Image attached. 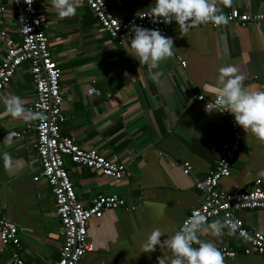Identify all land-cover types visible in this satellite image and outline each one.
I'll return each instance as SVG.
<instances>
[{"label":"crops","instance_id":"obj_1","mask_svg":"<svg viewBox=\"0 0 264 264\" xmlns=\"http://www.w3.org/2000/svg\"><path fill=\"white\" fill-rule=\"evenodd\" d=\"M104 1L121 20L149 12L155 3ZM34 6L44 16L49 50L60 69L66 117L60 134L83 149L127 166L124 177L115 181L64 160L77 201L86 206L94 196L114 195L138 206L132 212L106 211L100 219L88 221L86 238L91 251L80 264H157L159 248L141 253V242L156 227L166 235L174 233L185 214L199 205L201 196L193 181L213 168L218 146L228 138L222 117L206 112L200 103L191 105L190 100L196 95L212 98L202 87L215 83L218 69L226 65L237 67L250 90L264 91V24L169 32L165 37L173 39L174 55L150 69L132 56L130 41L122 46L110 41L84 5L75 16L66 18L52 10L51 0H34ZM231 6L240 12L264 13V0H218L219 12ZM1 7L0 31L16 42L8 0H0ZM9 95L21 97L25 107L32 100L28 63L15 71L8 88L0 92V113L4 111L2 100ZM24 125V120L11 116L0 119V219L16 226L24 262L49 264L56 260L61 242L59 224L48 186L43 180L32 181L40 167L32 135L20 133ZM240 131L242 139L230 175L218 185L224 192L248 189L255 181L264 189V177L258 175L264 169V142L241 127ZM10 132L19 137L8 143ZM5 152L14 159L12 169L4 167ZM183 163L191 168L188 176L181 173ZM236 216L247 230L264 236V210L241 211ZM223 231L220 237L202 234L201 239L237 250L239 239ZM9 249L0 243V264H11ZM225 264H264V258L238 255Z\"/></svg>","mask_w":264,"mask_h":264},{"label":"built area","instance_id":"obj_2","mask_svg":"<svg viewBox=\"0 0 264 264\" xmlns=\"http://www.w3.org/2000/svg\"><path fill=\"white\" fill-rule=\"evenodd\" d=\"M8 3L16 25L18 41L6 39L4 31H0V42L4 46L3 54L0 53V92L8 88L15 71L23 63H28L33 98L26 108L43 112L45 119L25 122L20 133H30L33 137L40 172L32 181L43 180L48 186L54 203V215L59 224L61 242L56 247V260L49 264H80L83 256L91 251V244L86 238L87 222L91 219H100L106 211L132 212L138 206L128 204L123 198L114 195L94 196L88 205L83 206L76 199L72 182L64 167V160L73 166L85 168L115 181L124 177L127 166L116 159H107L95 150L83 149L72 138L60 134V127L66 120L59 88L60 69L49 50L48 39L43 29L44 16L36 10L34 0H8ZM81 5L91 12L101 31L117 46L128 43L126 37L133 22L147 29H158L163 36L169 32L180 31L174 20L170 24L159 21L153 24L151 19L146 17L148 12H139L122 20L117 19L104 0H82ZM223 14L228 18L227 24L217 26L206 23L194 27L206 26L217 29L221 26L235 25L247 28L260 27L264 24V13L261 12L245 13L231 6ZM179 65L184 67V62H180ZM201 96H194L190 104L200 103L205 107L208 102L214 100V97L208 99L203 96L201 99ZM217 113L226 122L228 138L219 144L213 168L202 178L193 181V188L200 194L201 201L197 207L185 214L176 230L194 211L205 215L208 222L217 219L239 221V228L234 235L240 241L238 249L217 246L224 254L225 260H232L238 255L264 258V236L258 231L247 230L242 220L236 216L241 211L264 210V189L259 181H255L248 189L224 192L218 188L219 182L230 175V166L239 150L242 134L240 126L235 123L230 113ZM9 134L12 138L19 137L17 132ZM180 169L184 176L191 174V168L186 163L181 164ZM241 229L244 235H241ZM224 230L228 232L227 228ZM0 243L2 246L10 247L11 264H33L21 259L17 228L3 218L0 219Z\"/></svg>","mask_w":264,"mask_h":264},{"label":"clouds","instance_id":"obj_3","mask_svg":"<svg viewBox=\"0 0 264 264\" xmlns=\"http://www.w3.org/2000/svg\"><path fill=\"white\" fill-rule=\"evenodd\" d=\"M225 2L231 3V0ZM81 3L82 0H51L52 10L60 18L75 16ZM146 17L153 24L158 21L170 24L174 20L184 33L200 24L212 23L219 26L228 23V18L218 10V0H155ZM126 39L128 43L130 41L132 56L139 64H146L150 69L158 67L161 61L174 55L173 39L163 36L158 29H147L133 22ZM244 80L245 76L238 74L236 66L220 67L215 83H207L202 87L203 93L214 97L205 106V111L230 113L235 123L246 133L251 132L264 142V91L250 90L244 85ZM2 104L4 111L0 113V119L11 116L27 123L45 119L43 112L26 108L24 101L17 95L7 96ZM7 142H12L11 134L8 135ZM2 159L4 167L12 169L13 157L5 152ZM258 175L264 177V169ZM225 228L228 229L227 235L234 236L239 228V221L217 219L209 223L205 215L194 211L170 235H166L159 227L153 228L141 242V253H153L159 248L161 255L157 257V264H225V256L215 242L201 239L202 234L220 237ZM240 231L244 235L243 230ZM164 236L166 239L161 240Z\"/></svg>","mask_w":264,"mask_h":264}]
</instances>
